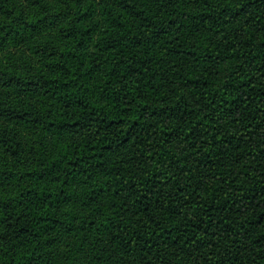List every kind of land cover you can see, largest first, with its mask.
Segmentation results:
<instances>
[{
  "label": "trees",
  "instance_id": "trees-1",
  "mask_svg": "<svg viewBox=\"0 0 264 264\" xmlns=\"http://www.w3.org/2000/svg\"><path fill=\"white\" fill-rule=\"evenodd\" d=\"M0 264H264V0H0Z\"/></svg>",
  "mask_w": 264,
  "mask_h": 264
}]
</instances>
